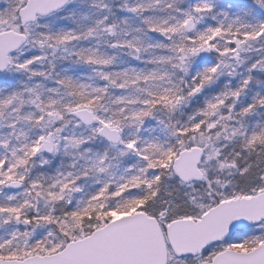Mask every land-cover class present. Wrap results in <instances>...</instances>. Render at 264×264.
Returning <instances> with one entry per match:
<instances>
[{
	"label": "snow or ice",
	"instance_id": "snow-or-ice-1",
	"mask_svg": "<svg viewBox=\"0 0 264 264\" xmlns=\"http://www.w3.org/2000/svg\"><path fill=\"white\" fill-rule=\"evenodd\" d=\"M0 264H264V0H0Z\"/></svg>",
	"mask_w": 264,
	"mask_h": 264
}]
</instances>
